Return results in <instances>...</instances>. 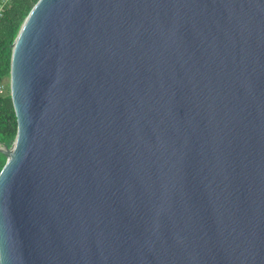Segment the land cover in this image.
<instances>
[{
	"label": "water",
	"instance_id": "obj_1",
	"mask_svg": "<svg viewBox=\"0 0 264 264\" xmlns=\"http://www.w3.org/2000/svg\"><path fill=\"white\" fill-rule=\"evenodd\" d=\"M10 94L0 264H264V0H39Z\"/></svg>",
	"mask_w": 264,
	"mask_h": 264
},
{
	"label": "trees",
	"instance_id": "obj_2",
	"mask_svg": "<svg viewBox=\"0 0 264 264\" xmlns=\"http://www.w3.org/2000/svg\"><path fill=\"white\" fill-rule=\"evenodd\" d=\"M2 0H0L1 3ZM39 0H11L0 18V145L12 148L18 134V119L10 94V75L13 44L22 25ZM7 157L0 152V173Z\"/></svg>",
	"mask_w": 264,
	"mask_h": 264
},
{
	"label": "built area",
	"instance_id": "obj_3",
	"mask_svg": "<svg viewBox=\"0 0 264 264\" xmlns=\"http://www.w3.org/2000/svg\"><path fill=\"white\" fill-rule=\"evenodd\" d=\"M11 0H2L0 3V18L3 16V11L5 10L6 6L10 3ZM5 93L4 86H0V94Z\"/></svg>",
	"mask_w": 264,
	"mask_h": 264
}]
</instances>
